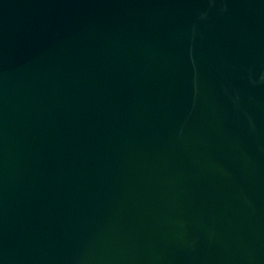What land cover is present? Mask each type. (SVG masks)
I'll return each instance as SVG.
<instances>
[{"label": "water", "instance_id": "1", "mask_svg": "<svg viewBox=\"0 0 264 264\" xmlns=\"http://www.w3.org/2000/svg\"><path fill=\"white\" fill-rule=\"evenodd\" d=\"M0 264H264V0H0Z\"/></svg>", "mask_w": 264, "mask_h": 264}]
</instances>
